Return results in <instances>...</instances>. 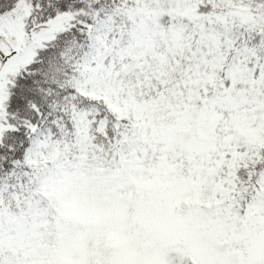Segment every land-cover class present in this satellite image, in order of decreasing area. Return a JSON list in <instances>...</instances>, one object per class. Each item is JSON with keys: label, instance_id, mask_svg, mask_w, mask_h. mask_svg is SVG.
Listing matches in <instances>:
<instances>
[{"label": "snow or ice", "instance_id": "6c2138e0", "mask_svg": "<svg viewBox=\"0 0 264 264\" xmlns=\"http://www.w3.org/2000/svg\"><path fill=\"white\" fill-rule=\"evenodd\" d=\"M0 264H264V0H0Z\"/></svg>", "mask_w": 264, "mask_h": 264}]
</instances>
